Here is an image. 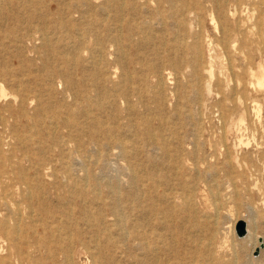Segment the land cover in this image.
<instances>
[{
	"label": "rangeland",
	"instance_id": "374dc122",
	"mask_svg": "<svg viewBox=\"0 0 264 264\" xmlns=\"http://www.w3.org/2000/svg\"><path fill=\"white\" fill-rule=\"evenodd\" d=\"M6 1H10L8 13L6 19H0V67L4 70L0 77L4 88L3 92L0 87V227L4 222L7 227H19L16 244L21 248L24 264H33L27 262L29 258H40L41 264L66 261L62 253L66 241L61 242L58 235L77 231L74 223L80 216L81 203L92 197L91 194L71 197L70 186L94 185L106 197V184L120 182L119 189L127 197V168L131 166L141 174L148 166L149 133L172 137L170 145L176 158L152 155L159 173L174 178L178 173L186 183L177 202L187 200L181 226L201 240L195 264H264V241L262 248L259 244L264 239V84L258 85L253 75L261 74L264 68V0H218L220 9L215 2L199 0L202 9H197L198 14L189 13L181 20L177 11L168 10V3L160 4L157 0H126L117 18L115 8L100 9L103 0H92L84 8L90 14L86 20L75 8L62 11L65 0H24L23 8L17 5L22 0ZM92 16L102 23L96 27L101 45L95 43L96 39L87 38L85 45L89 50H84L83 44L68 38L74 36L73 29L65 32L60 27L84 26ZM41 18H45L48 28L44 34L32 32ZM109 34L118 42L105 41ZM42 35L59 51L80 50L76 53L84 67L68 70L76 79L83 72L94 71V63L90 61L92 48L101 47L102 89L109 91L111 103L93 106L91 112L126 142L125 152L111 146L102 148L98 158L94 151L98 148L85 145L79 147L92 154L90 159L74 153L78 148L71 141V129L62 122V117L50 113L56 107L80 110V105L73 101L65 89L64 78L57 74L48 83L52 88L44 96L50 111L38 110L32 92L41 77L43 58L50 54L42 44ZM194 44L201 56L196 62L199 78L187 65L194 59L190 50ZM181 58L185 62L171 65V60ZM128 72L144 80L131 81L132 89L137 88L140 94L132 92L126 101L114 93L124 88L122 77ZM27 78L30 79L25 82ZM25 89L30 97L21 103L18 94ZM192 150L202 160L196 161ZM30 156L35 160L29 162ZM81 166L90 172L87 182L83 180ZM144 176L139 177L145 179ZM22 177L28 179L29 189L22 184ZM17 207L19 211L14 214L12 210ZM71 208L74 213L70 216L66 212ZM121 211L128 220L130 212L126 204ZM115 219L106 216L107 228ZM239 220L250 227V238L246 234L237 237L235 227ZM79 229L84 231L83 226ZM116 229L109 233L116 236L119 233ZM1 235L0 264H5L8 249ZM34 240L38 247H27ZM48 251L53 252V257ZM102 253L103 257L111 255V259L102 258L99 264H130L126 245L111 251L103 249ZM70 256L73 264H93L84 252H73ZM14 259L9 258L7 264H15Z\"/></svg>",
	"mask_w": 264,
	"mask_h": 264
},
{
	"label": "bare ground",
	"instance_id": "6f19581e",
	"mask_svg": "<svg viewBox=\"0 0 264 264\" xmlns=\"http://www.w3.org/2000/svg\"><path fill=\"white\" fill-rule=\"evenodd\" d=\"M157 1L160 4H163L165 2L168 3L169 4L168 10H170L171 13H175L177 11L179 15L178 20L185 18L189 13H192V12L196 16L198 14L197 9L199 10L202 9V7H200L201 3L199 0H180V1L179 0H167V1L157 0ZM207 1L212 2L213 4L215 2L220 9V4L218 3V0H207ZM25 2L26 1L22 0L19 3H17L18 7L23 8L25 6ZM91 2L92 0H67V1L65 0L62 3V11H64L65 8L67 9L75 8L74 10L79 12L82 15V20H86L87 16H90V14H87V10L84 8H87L89 5H91ZM9 3L6 0H0V19L1 18L6 19V15L8 13L6 12V7L7 8L9 7ZM125 3H126V0H103V3L101 6H99V8L102 9L103 7L104 10L107 7L115 8L116 9L115 18H117L118 13H120V9L125 5ZM217 5H215V7ZM211 9H213L212 5H211ZM220 12H222V9ZM36 23L33 27L31 24L29 28L30 27L33 28L32 32L35 31V32H41V34H44L46 28H48L45 22V18H41ZM100 24L102 23L98 22V20H95L92 16L89 19H87V23L84 26L74 28L71 25H62L60 28H63L65 32H69L70 29H73L72 32L74 33V36H68V38L69 39L72 38L73 42H77L78 45L83 44L81 49L89 50V47L85 45L87 38L89 39L94 38L96 39L95 43L97 45H101L100 37H99L101 35L99 34L98 31H96V27L100 26ZM45 35L41 36V41H42L43 46L49 49L50 54L49 56L45 55L43 58L41 77L37 78L38 79L37 88L32 92L34 94L35 100H37L38 107H39L38 110L46 111V112L50 111L51 106L49 105L48 100L44 99V96H46L52 88L51 84H48V83L52 82L53 77L55 76V74H57L59 75V77L64 78L65 89L67 87V90L70 93L73 101L79 102V105H80V110L73 109V108L62 110L61 107H56L54 108V113H50L53 116L55 115L57 117H62V122H64L65 125L71 129V132L73 134L81 135L80 137V136L70 134L71 141L75 142L77 145L76 147L78 148L76 151H74V153L77 156L79 155L81 157H87V159H90L92 154L91 155H89L90 153L87 154V152H85L86 149L79 147V146H85V145H89L95 149L98 148L94 150L98 158L101 157L102 155L101 153L102 148L107 149L113 146V148L116 147V148H119L121 152H125L126 142L122 138H120L112 128L105 126L103 121H100L99 118L92 116V112H91L93 106L102 107L106 101L111 103L109 91L107 89H102V81L104 80V76H101V73L99 70L101 66V60H102L101 59V47L94 46L92 48V53H93V56L95 55V57L91 56L90 61L94 63L93 64L94 71L91 73H87V74L83 72L81 76L78 79H76V78H73L72 74L70 73V71L68 72V70H70L69 68H73L75 66L84 67L82 65L83 62L80 61V59L77 56V53H80V50L76 48V51H75V49L73 48L71 52L70 51H59L58 48L51 45L50 40ZM109 36L110 37L106 38L105 41L112 43V44H115L118 42L117 38H114V36H111L110 34ZM224 39L226 38L224 37ZM190 48H191L190 50L192 51V54L194 55V59L193 60L190 59L187 62L188 63L187 65L193 68V75L199 78L198 69H197L198 67L196 65V62H197V59H199L201 56L199 55L198 46L196 44L190 46ZM183 61H184L183 58H181L180 60L177 59L176 61L171 60L170 63L171 65L173 64L177 65L178 63L183 62ZM3 71H4L3 68L0 67V77L3 76ZM261 71H262L261 74L257 76L253 74L257 80V84L260 86L264 84V68H262ZM21 72H24V70H22ZM133 73L134 72H128L122 77L124 88H120L118 91H116L114 93L115 97L123 98L126 101H128L127 99L132 92L135 94H140V91L137 88L132 89V87L130 86V83H132L131 81L133 80L141 82L144 79L141 77L135 78ZM22 77H23V73H22ZM29 79L30 78H27L25 82L28 81ZM22 80L23 78H21L19 81H22ZM0 87H1V91L4 92V88L1 84H0ZM208 90H209V87H207V91ZM28 92L29 90L25 89V90H22L21 94H18V95H21L20 97L21 103L30 97L27 94ZM165 97L167 98V95ZM241 97L243 98V96ZM177 109H180V108L177 107ZM182 109L183 108H181V110ZM185 110H183L184 113L186 112ZM61 113H64L65 115L62 116ZM198 116H200V113ZM79 117L83 118V120L79 121L78 120ZM1 120L2 122H5L4 117H1ZM147 137L148 138L146 141L147 143L146 148H147L148 166L145 172L141 174H139V172L134 170L131 166L127 168V173L129 174L128 196L127 197H123L122 195L123 193L119 189L120 182H114V183L108 182L106 184L105 186V191L107 192L106 197L103 196L102 190L99 187L94 186V185H92L91 187H89L88 185L86 187V184H83L81 187L80 186H77V187L70 186L72 189V191L70 190L71 197L72 195H75L77 197H84V196L88 197L89 194H91L92 197L91 198L88 197L87 200H85V202L81 203V207L79 210L80 216L77 219H75V223H74V226L77 225L78 229L80 228V226H83L84 231H82V229H79V232H78V229H77V231H75L74 233L72 232L65 233L66 234L65 236L61 234L58 235V239L61 242L66 241V247L62 250L64 259L66 260L64 261L63 264H73L70 254L73 252H77V251L84 252L85 254H87L88 257H91L93 264L102 263V260H103L102 258H106V261H110L111 255L110 256L107 255L103 257L104 255L102 253L103 249L111 251V250L117 249L121 245L123 246L126 245L127 247V252L130 258V264H195V262L198 261V259H196L195 254L200 253V250L197 247H199L198 243L201 242V240L198 241V239L194 237V233H192L191 230L187 231L181 226L183 205L185 202H187V200H185L182 203L177 202V199L181 197L180 190L186 187V183L184 182L182 175L178 173L175 175V178L173 176L170 177L169 175L165 173H161V172L159 173L156 167L155 157L152 155V153H155V154H161L160 157L163 155V157H167V158H172L173 156L176 158V154L173 153L172 147L170 145L171 142L173 143L172 137L169 135L165 136L164 134H160V133H157V134L149 133ZM190 153L193 155L192 157L196 161L202 160V157L200 155L197 156L193 153V150ZM179 159H180V156H179ZM28 160L29 162H32L35 159L30 156ZM73 165H74V162H73ZM81 167L82 168H80V170L84 172L83 173L84 179L83 178L82 179L87 182L88 178L90 177V172L89 170L84 169L83 166ZM142 175H145L144 176L145 179L139 177ZM96 178L98 179L97 176ZM96 178L94 179L96 180ZM175 180L177 181V183L175 182ZM28 182L29 181L27 178L22 177V184H24V186H26L27 189H29V187L31 186V185L29 186ZM232 184L234 183L232 182ZM28 196H30L29 193H28ZM189 199L190 197L188 196V200ZM123 204H126L128 206V210L130 212V216H128V220H125V217L122 215L121 207ZM92 208L95 210L92 211ZM18 211H19L18 207L12 210L14 214H16V212ZM66 213L70 214L71 216L74 213V209L71 208V210L69 209ZM107 215L114 216L116 218L114 222L112 223V226L110 223L108 228H107V222H106ZM206 217L208 221L209 217L207 215ZM210 221H212V219ZM114 228L119 229V233L117 234H116V231H114L116 236L112 233H109V231L114 230ZM196 232L198 233V231ZM0 233L2 234L1 236L3 240L7 243L6 248L8 249V252H7L8 255L6 256V260H5L6 262L4 261V263L5 264H7V262L10 263L9 258L10 259L15 258L14 259L15 264H24L25 260L22 257H20L21 248H19L16 244V241H18V237L20 233L19 227L18 226L17 227H7L6 223L4 222L3 226L0 227ZM251 233H252L251 229L247 224L246 225V237L250 238ZM22 239H23L22 235H20L19 241H22ZM263 241L264 239H262V242L259 244H263ZM31 245L32 247H34L35 245L38 247V244L35 240L31 244L27 243V247H30ZM208 246L209 244H207L205 247H208ZM12 248H17V250L12 251ZM254 248L255 246H253L251 250H253ZM48 252L50 256L53 257V252L51 251H48ZM27 262L33 263V264H41V259L36 258L35 260V258H29Z\"/></svg>",
	"mask_w": 264,
	"mask_h": 264
},
{
	"label": "water",
	"instance_id": "95a60500",
	"mask_svg": "<svg viewBox=\"0 0 264 264\" xmlns=\"http://www.w3.org/2000/svg\"><path fill=\"white\" fill-rule=\"evenodd\" d=\"M235 232L238 238H241L243 236H245L246 234V223L243 220H239L236 224L235 227ZM259 242H262V239L259 240ZM260 247H263V244H260ZM255 255H257L258 253V248L255 250Z\"/></svg>",
	"mask_w": 264,
	"mask_h": 264
}]
</instances>
